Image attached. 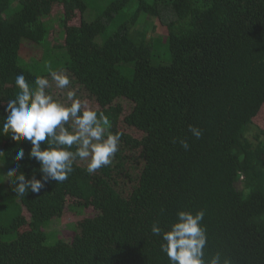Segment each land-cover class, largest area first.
I'll use <instances>...</instances> for the list:
<instances>
[{
    "label": "trees",
    "instance_id": "obj_1",
    "mask_svg": "<svg viewBox=\"0 0 264 264\" xmlns=\"http://www.w3.org/2000/svg\"><path fill=\"white\" fill-rule=\"evenodd\" d=\"M58 7L80 17L77 26L62 21L59 38L49 20ZM150 18L167 34L148 37ZM30 47L40 55L26 59ZM50 70L68 75L122 136L110 165L88 174L77 160L65 181L25 197L6 173L18 164L40 179L39 164L29 142L14 164L17 145L0 136V264H169L152 224L168 230L178 211L197 210L205 261L219 253L264 264V127L255 123L264 112V0H0V126L16 76L54 83ZM89 209L71 240L42 232L65 211Z\"/></svg>",
    "mask_w": 264,
    "mask_h": 264
},
{
    "label": "clouds",
    "instance_id": "obj_2",
    "mask_svg": "<svg viewBox=\"0 0 264 264\" xmlns=\"http://www.w3.org/2000/svg\"><path fill=\"white\" fill-rule=\"evenodd\" d=\"M49 77L57 89H67L71 84L63 71L50 70ZM15 84L19 91L4 108L0 136L10 137L16 143L14 164L25 157L20 145L29 142L28 156L38 162L41 174L40 179H26L18 164L10 169L6 176L15 195L25 197L29 191L39 193L49 181H65L77 160L87 162L88 174L111 164L122 133L109 130L108 116L84 107L74 90L66 92V101L70 104L54 99L47 91L51 87L48 77H36L35 87H31L21 73L16 76ZM188 131L196 139L202 136L196 126L189 125ZM179 143L185 150L190 147L187 140ZM5 158V153L0 151V166L5 163ZM176 216L168 230L155 222L151 226L152 234L161 237L160 250L166 254L169 264H230L219 253L207 261L204 259L207 244L206 229L201 223L204 210H197L194 214L178 211Z\"/></svg>",
    "mask_w": 264,
    "mask_h": 264
},
{
    "label": "rangeland",
    "instance_id": "obj_3",
    "mask_svg": "<svg viewBox=\"0 0 264 264\" xmlns=\"http://www.w3.org/2000/svg\"><path fill=\"white\" fill-rule=\"evenodd\" d=\"M63 15H64V13H63L62 8L58 7V8H55L53 10V13L49 17V20L53 21V26H54L53 30L51 32L52 36H56L58 38L61 37L62 29H61L60 25H61L62 21L68 22V20H70L68 23V25H70V26H77L79 24V21H80L79 14L76 13V14H72V15H65V18ZM148 29H149L148 37L167 34L166 27L162 26L161 23L156 18H150ZM28 49H30V52H29V57L26 59H30L32 57H33L32 59H34V56L37 57L41 53L40 50H36L33 47H30ZM50 84H51V87L47 91L54 97V99H57L62 103H69L70 104L71 103L70 101H66V92L68 90H74L76 92V97L82 101V104L84 105V107L91 108L93 110H96L97 112L99 111L98 105L94 101L87 99L77 89L69 86V88L61 90V89H57L55 87V83L52 82ZM29 85L31 87H35V84H33V83H29ZM15 90H16L15 92L17 94L19 89L16 88ZM263 111H264V108H263ZM255 123H256V125L258 124V125L264 127V112H263V116L257 118ZM120 128H121V130L126 129L122 126V124H120ZM125 132L130 133L133 137H136V138H138L140 136L139 133H137L134 130L126 129ZM253 133H255V131H252V134ZM4 138L6 140L10 139V137H6V136H4ZM84 165H87L86 161H84ZM93 215H94V212L92 209L86 210L84 215L80 216V217H77L72 212L65 211L60 217L53 219L51 221L50 225L47 228L43 229L42 232L47 234V235H49V233L56 234V236L59 238H62L65 240H71L74 236V232L79 233L80 231L78 229L83 226L84 221L86 219L92 217ZM23 216H24L25 221L28 220L29 215L26 212L23 214ZM73 227H74V229H73Z\"/></svg>",
    "mask_w": 264,
    "mask_h": 264
}]
</instances>
